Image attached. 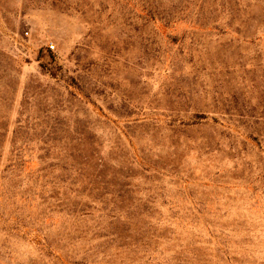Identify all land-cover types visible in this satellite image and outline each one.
<instances>
[{
	"label": "rangeland",
	"instance_id": "rangeland-1",
	"mask_svg": "<svg viewBox=\"0 0 264 264\" xmlns=\"http://www.w3.org/2000/svg\"><path fill=\"white\" fill-rule=\"evenodd\" d=\"M0 264H264V0H0Z\"/></svg>",
	"mask_w": 264,
	"mask_h": 264
},
{
	"label": "built area",
	"instance_id": "built-area-1",
	"mask_svg": "<svg viewBox=\"0 0 264 264\" xmlns=\"http://www.w3.org/2000/svg\"><path fill=\"white\" fill-rule=\"evenodd\" d=\"M50 47L53 48L54 46L51 44Z\"/></svg>",
	"mask_w": 264,
	"mask_h": 264
},
{
	"label": "trees",
	"instance_id": "trees-1",
	"mask_svg": "<svg viewBox=\"0 0 264 264\" xmlns=\"http://www.w3.org/2000/svg\"><path fill=\"white\" fill-rule=\"evenodd\" d=\"M150 11H152V10H150ZM150 11H149V13H150Z\"/></svg>",
	"mask_w": 264,
	"mask_h": 264
}]
</instances>
